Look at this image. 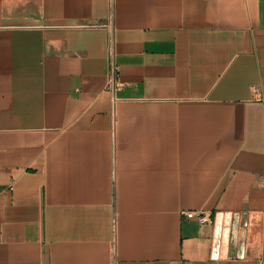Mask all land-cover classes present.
<instances>
[{
	"label": "crops",
	"instance_id": "crops-1",
	"mask_svg": "<svg viewBox=\"0 0 264 264\" xmlns=\"http://www.w3.org/2000/svg\"><path fill=\"white\" fill-rule=\"evenodd\" d=\"M255 90L264 0H0V264H257Z\"/></svg>",
	"mask_w": 264,
	"mask_h": 264
},
{
	"label": "built area",
	"instance_id": "built-area-1",
	"mask_svg": "<svg viewBox=\"0 0 264 264\" xmlns=\"http://www.w3.org/2000/svg\"><path fill=\"white\" fill-rule=\"evenodd\" d=\"M96 28V26H90ZM122 85L119 81L118 77V70L113 61V56L110 53L108 58V69L106 73V81H105V90L110 95V112H113L115 106L117 104V93L121 90ZM253 103L263 105L264 106V92L260 91H253L252 100ZM183 217L186 219H196L200 225H204L209 223L208 218L203 213H184ZM228 220L220 213H215L212 217V224H213V236H212V249H211V257L214 260L222 259L223 249L227 243V234H228V227L229 223L226 221ZM113 235H114V228H113ZM111 250L114 251V241L111 242ZM257 264H264V255L258 260Z\"/></svg>",
	"mask_w": 264,
	"mask_h": 264
}]
</instances>
